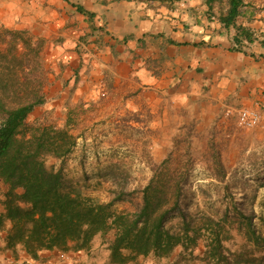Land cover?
I'll list each match as a JSON object with an SVG mask.
<instances>
[{"label":"rangeland","instance_id":"1","mask_svg":"<svg viewBox=\"0 0 264 264\" xmlns=\"http://www.w3.org/2000/svg\"><path fill=\"white\" fill-rule=\"evenodd\" d=\"M126 1L152 10L167 9L176 13L173 18L177 20L180 14L187 12L191 20L201 15L202 20L213 23L217 15V9L211 14L214 18L205 11L193 15L194 11L197 13L196 6L192 4L187 8L176 0ZM245 1L247 9L242 17L237 18V24L252 28L258 39L264 38V31L259 32L251 26L263 17L258 15H264V0ZM5 3L6 0H0V82L40 86L45 100L33 109L26 122L67 127L76 136V144L70 153L60 159H45L47 168L60 169L65 179L78 186L84 195L108 202L113 197L111 189L114 185L122 183L128 190L144 185L151 176L149 163H158L171 152V160L192 166L187 172L185 210L192 216L211 213L216 216L226 209L233 213L237 208L252 217L255 229L264 234V123L259 122L252 128L242 127L236 117L238 107L216 105L207 98L183 103L160 96L158 100L138 99L133 105L110 99L107 95H100L95 102L77 99V86L83 83L86 73L53 61L52 51L62 42V37L45 38L37 31L31 37L30 31L11 25ZM90 21L88 31L79 38L80 42L85 43L84 39L90 38ZM80 23H73V26ZM234 32L230 30V33ZM248 47L259 48L260 45L254 43ZM208 88L204 86L200 92L206 94ZM19 98L25 100L24 96ZM218 163L226 170L227 191L220 183L222 174L216 170ZM232 198L235 206L230 204ZM133 199V202L115 203L114 209L133 211L138 195ZM3 202L0 200L2 207ZM176 222L177 219L172 218L167 225ZM230 236L224 242L228 250L240 251L246 245V249L259 254L251 245L249 248L245 237L234 228L230 230ZM112 240V231L96 237L90 257L84 253L61 254L55 251L41 256L34 264H106V247ZM203 251L200 242L193 251L195 259L185 256L177 247L168 258L149 256L140 258L136 264H207L200 259ZM17 260L18 264L26 263L23 256Z\"/></svg>","mask_w":264,"mask_h":264},{"label":"trees","instance_id":"2","mask_svg":"<svg viewBox=\"0 0 264 264\" xmlns=\"http://www.w3.org/2000/svg\"><path fill=\"white\" fill-rule=\"evenodd\" d=\"M200 1L206 15L214 18L211 14L217 9L213 23L227 32L232 51L247 53V46L254 43L264 47L263 37L258 39L252 28L237 24V18L247 9L245 0ZM77 10L90 16L79 6ZM40 89L34 84L0 82V180L8 186L0 212V233H4L5 248L15 257L23 253L37 262L43 251L90 257L94 239L112 231L106 264H136L149 256L165 259L177 247L195 259L193 251L200 242L204 246L200 259L207 264H264V234L255 229L252 217L237 208L233 213L226 209L218 216H192L185 210L187 172L192 166L171 160V152L160 162L149 163L151 176L144 185L131 190L122 183L114 185L108 202L84 195L60 169L47 168L45 159H60L70 153L76 136L67 127L26 122L45 100ZM21 96L24 101H20ZM216 170L222 174L220 183L227 191L226 170L219 163ZM134 195L139 200L133 211L114 209L117 202H133ZM230 204L236 205L233 198ZM172 218L177 222L168 226ZM232 228L259 254L246 249V245L240 251L228 250L224 242L231 238Z\"/></svg>","mask_w":264,"mask_h":264},{"label":"crops","instance_id":"3","mask_svg":"<svg viewBox=\"0 0 264 264\" xmlns=\"http://www.w3.org/2000/svg\"><path fill=\"white\" fill-rule=\"evenodd\" d=\"M179 2L187 8L196 6L193 15L206 9L200 0ZM5 4L11 25L30 31L31 37L36 31L45 38L62 37L52 51L53 61L86 73L77 86V99L95 102L107 95L133 105L138 99L160 96L183 103L207 98L238 111L254 110L264 123V47L232 51L227 32L201 15L192 21L182 10L186 13L177 20L176 13L167 9L152 10L126 0H6ZM258 16L263 17L251 26L263 32L264 15ZM78 21L82 23L73 26ZM88 21L90 38L83 43L79 38L88 31ZM204 86H209L206 94L200 92ZM7 191L0 180V200H5ZM19 256L29 259L6 249L0 233V264H18Z\"/></svg>","mask_w":264,"mask_h":264},{"label":"built area","instance_id":"4","mask_svg":"<svg viewBox=\"0 0 264 264\" xmlns=\"http://www.w3.org/2000/svg\"><path fill=\"white\" fill-rule=\"evenodd\" d=\"M237 120L240 126L245 128H252L259 124L260 113L254 110L241 109L238 111ZM25 264H34V260L28 259L26 260Z\"/></svg>","mask_w":264,"mask_h":264}]
</instances>
